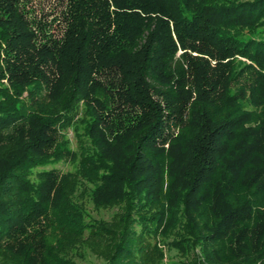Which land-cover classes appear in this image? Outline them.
<instances>
[{"label": "trees", "instance_id": "1", "mask_svg": "<svg viewBox=\"0 0 264 264\" xmlns=\"http://www.w3.org/2000/svg\"><path fill=\"white\" fill-rule=\"evenodd\" d=\"M61 3L0 0V264H264V0Z\"/></svg>", "mask_w": 264, "mask_h": 264}, {"label": "rangeland", "instance_id": "2", "mask_svg": "<svg viewBox=\"0 0 264 264\" xmlns=\"http://www.w3.org/2000/svg\"><path fill=\"white\" fill-rule=\"evenodd\" d=\"M21 4L25 5V9L33 10L32 14L37 19H47L49 20V17L52 15L58 14L61 8V0H20ZM31 15V14H30ZM82 114V107L79 105L77 109L75 110L73 114V119L78 121ZM64 135L68 139L70 146L74 149H78V138L76 137V133L74 132V129L68 127L63 129ZM81 132V131H80ZM79 134V133H78ZM84 140V139H83ZM87 143V140L85 141V144ZM75 163L71 160H59L58 162L54 163L52 167L57 168L61 172L70 171L74 168ZM51 166H46L45 168H50ZM79 194H83L81 190L79 189L76 191L75 199L82 201V198H80ZM85 193L84 196V206L86 209L89 210V212L93 215H97L98 213L92 208V205L86 200ZM105 215V213H103ZM165 257L163 259L164 264H179L178 260L181 258L179 255L175 254L174 251L168 250L166 246L163 245ZM74 259L76 262H80L83 264H101V259L96 257L94 254L87 252L84 256H82V253H74Z\"/></svg>", "mask_w": 264, "mask_h": 264}]
</instances>
